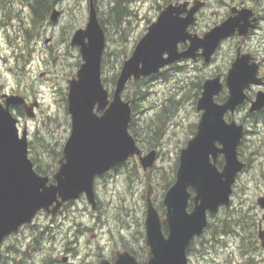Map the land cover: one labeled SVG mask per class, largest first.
Instances as JSON below:
<instances>
[{
  "label": "rangeland",
  "instance_id": "obj_1",
  "mask_svg": "<svg viewBox=\"0 0 264 264\" xmlns=\"http://www.w3.org/2000/svg\"><path fill=\"white\" fill-rule=\"evenodd\" d=\"M4 1V5L0 4V96L19 94L30 103L33 99L38 101L33 118H27L19 107H11V111L18 119L20 131L23 126L28 130L31 144L28 148L29 158L37 157L38 165L46 172L43 176L51 180L58 169L57 161L70 130L66 110L68 80L75 75L82 62L78 47H70V39L75 30L85 27L90 0H56L52 9L59 11L57 21L49 20L50 10L35 27L25 0ZM112 1L92 0L98 17L102 16L101 12L104 14L107 11ZM184 1L195 0L129 1L131 16L121 35L124 41L121 45L115 43V40L118 41L117 30L112 25L104 26V52L109 56H104L103 78L111 82L112 76L118 75L125 60L123 55L130 56L137 41L165 5ZM206 1L203 17L199 19L198 33H204L219 24L230 7L228 4L233 0ZM239 1L248 3V6H257L258 3ZM257 9L264 12V0L260 1ZM263 36L264 29L258 30L254 36L242 42L246 52L261 64L260 76L264 74ZM241 39L239 37L237 40ZM235 50L236 42L228 41L217 50L213 62L207 67L183 62L177 68L174 65L166 67L152 77L130 81L122 95L124 100L129 97V103L134 101L130 124L133 122L136 135H131L143 154L156 151L153 167L144 172L138 159L133 157L134 161L128 160L117 165L97 178L94 190L99 204L98 213H93L82 197L68 203L54 217L45 213L37 214L30 226H24L18 233L4 240L0 250V264H49L55 261H58L56 264H64L66 262L62 263L61 260L65 256H68V264H96L92 258L86 259L85 255L91 253V250L94 254L96 251L108 254L112 248L120 246H129L130 251H135L134 256L139 263L146 264L148 247L145 243L144 219L148 187L154 207L163 219L165 180L170 181L173 174L175 178L179 151L194 136L200 119L196 102L201 86L198 88L197 85L217 75L224 81L235 58ZM167 70L169 72L164 74ZM107 90L111 95L113 90ZM256 91L264 89L256 86L247 89L249 100L254 98ZM225 96L224 90L215 101L220 102L217 98L221 100ZM169 99L176 109L173 114L167 115L163 125H159L157 117L163 106L169 105ZM231 119L245 126L246 133L237 151L239 160L248 161L249 167L236 177L229 208H222L216 215L210 216L211 228L189 246L188 264H244L246 260L261 263V259H264L260 243H257V247L254 243L256 228L252 229V218L255 215L260 217L256 199L264 191V113L256 118H246L239 111L232 118L226 116L228 122ZM52 151L59 155L55 156ZM222 165L223 160L218 157L217 167L221 169ZM98 217L106 223L108 219L104 217L109 218L110 226L105 229L101 227L102 224L97 225ZM223 220L229 221L232 233L221 232L219 228ZM124 221L127 223L125 226ZM117 223L122 225L124 240L117 235ZM112 232L117 240H113ZM256 248L261 252L258 253ZM16 249H20V253ZM25 251H29V254L23 253Z\"/></svg>",
  "mask_w": 264,
  "mask_h": 264
},
{
  "label": "water",
  "instance_id": "obj_2",
  "mask_svg": "<svg viewBox=\"0 0 264 264\" xmlns=\"http://www.w3.org/2000/svg\"><path fill=\"white\" fill-rule=\"evenodd\" d=\"M169 3L155 21L146 29L134 46L130 56L123 61L112 95L102 82V55L106 46L105 32L101 27L93 2L90 0L84 28L75 30L70 47H78L81 64L76 74L68 80L66 110L70 131L63 145L58 169L53 181L35 172L28 157V132H21L11 107H21L28 118L34 117V100L27 104L19 95H1L0 100V247L4 239L17 233L23 225H30L40 210L55 215L67 202L82 195L96 209L94 181L115 166L137 157L142 170L152 168L156 152L142 155L129 133L131 107L122 93L130 81H138L157 74L161 69L182 59L200 55L207 63L220 42L235 33L246 36L254 27L252 12L241 9L202 36L192 34L188 28L195 14L203 6L196 0ZM185 14V15H183ZM59 11L54 8L49 16L56 22ZM188 43L179 51V45ZM264 77L258 76V64L249 54L238 53L227 71L224 83L220 76L206 79L196 102L200 119L194 136L179 152L178 166L173 184L165 191L161 219L150 197L146 196L144 219L145 243L148 247L146 264H188L187 249L195 238L203 235L208 216L228 208L232 186L245 168L238 158V147L243 137V125L229 122L227 114L234 115L245 100V90L262 86ZM226 88V99L218 103L215 98ZM264 107V91H258L249 112ZM218 156L223 166H216ZM193 191V195L190 192ZM192 200V208L188 205ZM264 208V195L258 199ZM166 225V235L162 231ZM264 239V234L260 236ZM99 264H139L128 253H117L110 263L103 259Z\"/></svg>",
  "mask_w": 264,
  "mask_h": 264
},
{
  "label": "flooded vegetation",
  "instance_id": "obj_3",
  "mask_svg": "<svg viewBox=\"0 0 264 264\" xmlns=\"http://www.w3.org/2000/svg\"><path fill=\"white\" fill-rule=\"evenodd\" d=\"M196 1V0H195ZM202 2H203V6L201 7V9H199L198 11H197V13L195 14V21L193 22V24L188 28V31L190 32V33H192V34H197V35H199V36H202L204 33H198V25H199V19L201 18V17H203V10L205 9V7L207 6V1L206 0H201ZM251 2H258L257 3V6H248L249 4L248 3H241V1H239V0H233L232 1V3L231 4H228V5H230V7H229V9L228 10H226V13H225V15H224V17L222 18V20L219 22V24L222 22V21H224L226 18H228L230 15H232V12H233V15H237L238 14V12L241 10V9H246V7H249V9L251 10V12H252V16H251V18H255L256 19V21H255V23H254V27H252V28H250L249 30H248V33H247V35L246 36H239L238 35V33H235L234 35H232V36H230V37H227V38H225V39H223L221 42H220V44H219V46L217 47V49H216V51L214 52V54L212 55V57H211V59L209 60V62H207V63H205L204 62V60H203V58L200 56V55H197L194 59H182V60H180V61H178V62H176V63H174V64H172V65H179L180 63H183V62H185V63H198L200 66L202 65V66H209L212 62H213V60H214V56H215V54H216V52H217V50L222 46V44L223 43H225V42H228V41H232V42H236V50H235V58H236V56H237V54L238 53H240V54H249V55H251L250 53H247L246 52V49L244 48V46H243V43L242 42H245L247 39H250L252 36H254L255 35V33L258 31V30H263L264 29V26H262V25H264V12H261L260 10H258L257 9V7H260V1H262V0H250ZM188 2V1H187ZM193 2L194 1H189V5H188V9L192 6V4H193ZM176 3V2H175ZM183 15H185V14H183ZM33 16V15H32ZM216 25H218V24H216ZM215 25V26H216ZM242 38L241 40H237L238 38ZM262 40H263V43H264V36H263V38H262ZM187 44L188 43H184V44H180L179 45V51H182V50H184V49H186V47H187ZM252 56V55H251ZM253 57V56H252ZM235 58H234V60H235ZM254 58V57H253ZM233 60V61H234ZM255 60V59H254ZM256 62V61H255ZM233 63V62H232ZM231 63V64H232ZM257 64H258V76L259 77H264V74L262 75V76H260V74H259V69H260V65L261 64H259V61H257L256 62ZM172 65H170V66H172ZM231 66V65H230ZM168 68V67H167ZM230 68V67H229ZM229 70V69H228ZM227 74V73H226ZM222 81V80H221ZM224 81H225V79H224ZM224 81H222L223 83H224ZM251 87H254V86H251ZM256 87H259V88H261L262 87V89H264V79H263V85L262 86H256ZM250 88V87H249ZM248 88V89H249ZM226 91V96H227V90H226V88L225 89H223V91ZM246 91H247V89L245 90V93H246ZM258 91H256V93H257ZM246 95H247V93H246ZM256 95V94H255ZM226 96H225V98L223 99V101L226 99ZM254 98H255V96H254ZM254 98L252 99V100H254ZM252 100H249V97H248V95H247V100H245V102H243L240 106H238L237 107V109H236V111H235V113L236 112H239V111H241V112H243L244 113V115H245V117L246 118H248V117H259V116H261L263 113H264V107L262 108V109H260V110H258V111H255V112H249V108H250V105H251V102H252ZM27 101V100H26ZM222 101V102H223ZM28 102V101H27ZM218 103H221V102H218ZM234 113V114H235ZM228 115H230V114H227L226 116H228ZM230 117H231V115H230ZM241 124V123H240ZM241 125H243V124H241ZM243 137H242V139H241V142H240V144L243 142V138H244V135H245V133H246V129H245V126L243 125ZM239 144V145H240ZM218 157H221V159L223 160V157L222 156H218ZM217 160H218V158H217ZM244 164H245V168L243 169V170H246L248 167H249V162L247 161H244L243 162ZM114 169V168H113ZM264 195V191L261 193V194H259V196L257 197V199H256V209L258 210V214L260 215V217L258 216H254L252 219H253V223H252V229H254V228H256V236H255V246L257 247V243L259 242L260 243V246H261V249L262 250H264V239L262 240V239H260V236H262L263 234H264V208H262L261 207V205L258 203V199L260 198V197H262ZM96 202H97V200H96ZM62 208V207H61ZM60 211V210H59ZM58 211V212H59ZM98 211H99V204H98V202L96 203V209H95V211H93V213L95 212H97L98 213ZM58 212H57V214H58ZM40 213H45L46 214V212L45 211H39L38 212V214H40ZM60 213V212H59ZM56 214V215H57ZM55 215V216H56ZM51 216V215H50ZM51 217H54V216H51ZM257 217V218H256ZM105 219H108V221H107V223L104 221V220H102V219H100V217H98L97 218V222H96V224L97 225H99V224H102V226L101 227H105V229L107 228V227H109L110 226V220H109V218H107V217H104ZM125 225H127V223H126V221H124V224H123V226H125ZM117 228H118V233H117V235H119V237H122V239L124 240V237L123 236H125V235H122V228H121V226L122 225H120L119 223H117ZM23 228V227H22ZM21 228V229H22ZM116 228V229H117ZM83 232H85V231H83ZM85 234V233H84ZM83 234V235H84ZM112 237H113V240H117V239H115L116 237L114 236V232H112ZM239 236V238H241V235H238ZM243 238V237H242ZM193 243V242H192ZM74 245H76V244H74ZM75 247V246H74ZM70 249V248H69ZM75 249V248H74ZM258 249V253L259 252H261V251H259V248H256V250ZM70 251V250H69ZM122 252H128V253H130L131 254V252H130V249H129V246H123V247H118V248H112L111 249V252H109L108 254H105L103 251H101V252H97L96 251V254H94V252H93V250H91V253H87L85 256H86V259H87V257L88 258H92L93 259V261L96 263V264H99V262L101 261V260H103V259H105V260H107L108 262H110V263H112L114 260H115V258H116V255H117V253H122ZM68 254H70V253H68ZM85 256H84V258H85ZM94 257V258H93ZM84 258H82V260L84 261ZM251 258H253V257H251ZM137 259V258H136ZM252 260V259H251ZM256 260H259V258H257ZM66 262V263H64V264H68V261H69V259H68V256H65L64 258H62V260H61V262ZM62 262V263H63ZM56 263H58V261H55V262H53V263H49V264H56ZM87 264H88V262H86ZM261 263H264V259H261ZM261 263H254V261L252 260V261H248V260H246V263H244V264H261Z\"/></svg>",
  "mask_w": 264,
  "mask_h": 264
},
{
  "label": "trees",
  "instance_id": "obj_4",
  "mask_svg": "<svg viewBox=\"0 0 264 264\" xmlns=\"http://www.w3.org/2000/svg\"><path fill=\"white\" fill-rule=\"evenodd\" d=\"M129 1L131 2V0H113L111 2V4L109 5L107 11L103 14V12L100 13V16L101 17H98L99 19V23L101 24L102 28L104 29L105 33H106V28L104 26H108V25H112V27L114 29L117 30V34H118V41L115 40V43L118 44V45H121L124 41H123V38L121 37V35L124 34V31L125 29L127 28L126 24L129 23V18L131 16V10L129 9ZM25 2H27L30 10H31V13H32V23L35 27V25L37 23H41V21H43L46 13L48 11H50L54 5L56 4V0H25ZM6 3V1L4 0H0V4L4 5ZM110 19H111V23H110ZM125 55V54H124ZM123 55V58H127L126 56ZM104 56H106V58L109 56V54H107L106 52H104L103 54V58H102V63H101V66H102V69L104 68V62H105V58ZM178 65H174V68H177ZM166 70V69H165ZM164 71V70H162ZM167 72H169V70L165 71L164 74H166ZM163 74V75H164ZM116 78H117V75L114 74L112 76V79H111V82L110 81H107V78H103L102 77V80H103V84L105 86V88H108L110 90H113V86L115 85V81H116ZM142 82H145L144 80H142ZM203 83V82H202ZM139 84V83H138ZM141 85V84H140ZM199 86H201V83L197 85L198 88H200ZM141 90H143V88H141ZM137 93H139L140 95V91H138ZM143 93V96H144V92L142 91ZM129 97H126V100H128ZM217 100H219L220 102L223 101V99H219L217 98ZM133 102H130L132 103V107L131 109L134 110V105H133ZM169 102V105L168 106H163V108L161 109L160 111V114L158 115L157 117V121L159 123V125H163L165 119L168 118L167 115L169 114H173L175 109H176V106L171 104L172 101L169 99L168 100ZM171 107V108H170ZM133 123V122H132ZM132 123L129 125V132L136 135V132L134 130V128L132 127ZM158 131H160V128L158 127ZM155 135H156V132H155ZM153 139V138H152ZM158 139V136L156 138V140ZM136 140V139H135ZM31 146V144H29ZM54 153L55 156H58L59 153H56L54 151H52ZM32 159V162L34 164V168H35V171L41 175L43 174H46V172H44L40 166L38 165V158H31ZM134 161V158L130 159V161ZM120 167V166H119ZM174 173V171H173ZM163 175V174H162ZM165 178V177H164ZM166 179V178H165ZM174 181V174L171 178V180H165V184H164V190H167V188L173 183ZM66 205H64L63 207H65ZM192 206V202L190 200V203H189V207ZM210 229L211 228V225H207L206 227V230L207 229ZM221 230V232L223 234H229V233H232L233 232V228L231 227V225L229 224V221L228 220H223L221 222V227L219 228ZM162 230L164 231V233H166V227L163 225V228ZM17 253H20V249H16L15 250ZM24 251V250H23ZM131 254H135V251L134 250H131L130 251ZM25 253L26 255L29 254V251H25L23 252ZM0 258H1V254H0ZM21 264V263H19Z\"/></svg>",
  "mask_w": 264,
  "mask_h": 264
}]
</instances>
